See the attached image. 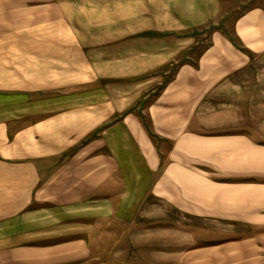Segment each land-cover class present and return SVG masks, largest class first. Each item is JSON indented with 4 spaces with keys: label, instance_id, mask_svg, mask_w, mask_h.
<instances>
[{
    "label": "crops",
    "instance_id": "1",
    "mask_svg": "<svg viewBox=\"0 0 264 264\" xmlns=\"http://www.w3.org/2000/svg\"><path fill=\"white\" fill-rule=\"evenodd\" d=\"M0 264H264V0H0Z\"/></svg>",
    "mask_w": 264,
    "mask_h": 264
},
{
    "label": "rangeland",
    "instance_id": "2",
    "mask_svg": "<svg viewBox=\"0 0 264 264\" xmlns=\"http://www.w3.org/2000/svg\"><path fill=\"white\" fill-rule=\"evenodd\" d=\"M30 44L29 40L27 39L26 42H21ZM46 54L39 53V54H31L29 52L17 54V76H19L23 81H26L30 77L31 74L35 72V63L36 61L35 57L37 56V62H45ZM77 53H54L53 54V63H54V71L55 72H61V67L64 66V68H67V65H69L68 69H65L66 71H70V75L76 72V66H77ZM41 64V63H40ZM42 65H39L41 67ZM34 67V68H33ZM38 68V67H37ZM38 75L40 76L42 72H45V70L38 69L37 70Z\"/></svg>",
    "mask_w": 264,
    "mask_h": 264
}]
</instances>
